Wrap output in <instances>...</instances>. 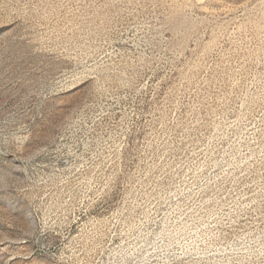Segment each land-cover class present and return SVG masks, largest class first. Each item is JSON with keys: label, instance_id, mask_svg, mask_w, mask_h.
I'll return each mask as SVG.
<instances>
[{"label": "rangeland", "instance_id": "374dc122", "mask_svg": "<svg viewBox=\"0 0 264 264\" xmlns=\"http://www.w3.org/2000/svg\"><path fill=\"white\" fill-rule=\"evenodd\" d=\"M0 264H264V0H0Z\"/></svg>", "mask_w": 264, "mask_h": 264}]
</instances>
